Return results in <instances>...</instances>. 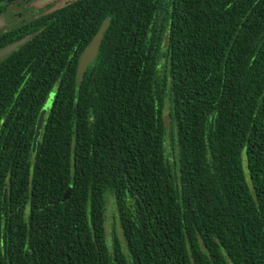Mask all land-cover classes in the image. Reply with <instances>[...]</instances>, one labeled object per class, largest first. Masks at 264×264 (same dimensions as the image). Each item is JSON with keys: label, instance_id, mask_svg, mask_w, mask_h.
<instances>
[{"label": "trees", "instance_id": "trees-1", "mask_svg": "<svg viewBox=\"0 0 264 264\" xmlns=\"http://www.w3.org/2000/svg\"><path fill=\"white\" fill-rule=\"evenodd\" d=\"M59 3L0 0V264H264V0Z\"/></svg>", "mask_w": 264, "mask_h": 264}, {"label": "water", "instance_id": "water-1", "mask_svg": "<svg viewBox=\"0 0 264 264\" xmlns=\"http://www.w3.org/2000/svg\"><path fill=\"white\" fill-rule=\"evenodd\" d=\"M16 0H7L8 3L13 2ZM73 0H61L58 7H62L68 3H70ZM109 19H105V21L102 23V25L100 26L99 30L97 31V33L94 35V37L92 38V40L90 41V43L88 44V46L83 50V52L81 53L79 59H78V63H77V69H76V85H79L82 77L84 76L85 70L86 68L92 63V61L94 60V58L96 57L99 47L101 45V42L103 40V35L105 33V31L107 30L108 26H109ZM4 26V22L3 19L0 17V29ZM31 37H33V35H27L24 38L20 39L19 41H16L14 43H11L3 48L0 49V59L8 56L9 54H11L12 52H14L16 50V48L24 45ZM167 46V35L165 36L164 39V48ZM51 103V99L49 98L46 103L43 105V107L40 110V113L38 115V119H37V123H36V132H35V138L33 140V147L32 149L34 150L35 148V144L36 141L40 135V131L42 129L43 126V122H44V117L46 115L47 109L50 106ZM164 121L165 124L168 125V115L164 114ZM69 192H70V188L67 189V191L64 194V200H67L69 197Z\"/></svg>", "mask_w": 264, "mask_h": 264}, {"label": "rangeland", "instance_id": "rangeland-1", "mask_svg": "<svg viewBox=\"0 0 264 264\" xmlns=\"http://www.w3.org/2000/svg\"><path fill=\"white\" fill-rule=\"evenodd\" d=\"M36 6L37 4L33 5V10L36 9ZM164 147L167 158L172 159L176 152L172 147V142L168 134V129L165 136ZM107 202L108 204L105 211V233H106L107 245L110 248V250H112L114 247V241L116 240L118 244H120L121 247L120 251L126 257V259H128L127 248L121 234V229L118 220H116L117 214H116L114 202L111 198H109Z\"/></svg>", "mask_w": 264, "mask_h": 264}]
</instances>
